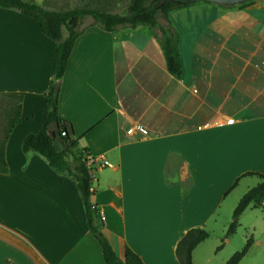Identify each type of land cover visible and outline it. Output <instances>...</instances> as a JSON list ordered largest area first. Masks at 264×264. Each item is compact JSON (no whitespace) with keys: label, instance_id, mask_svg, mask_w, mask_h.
Wrapping results in <instances>:
<instances>
[{"label":"crops","instance_id":"crops-1","mask_svg":"<svg viewBox=\"0 0 264 264\" xmlns=\"http://www.w3.org/2000/svg\"><path fill=\"white\" fill-rule=\"evenodd\" d=\"M156 20L176 36L177 73L165 68L156 27L106 31L82 19L59 79L57 112L75 146L106 162L92 173L90 199L104 214L96 224L117 257L127 246L143 264H178L174 246L190 227L208 233L191 264H223L249 234L238 263L264 264V199L222 239L254 173H264V0H191ZM54 51L34 18L0 7V111L9 94L21 96L0 172V264H104L72 180L20 149L42 121ZM131 124L147 133L127 134Z\"/></svg>","mask_w":264,"mask_h":264},{"label":"trees","instance_id":"trees-1","mask_svg":"<svg viewBox=\"0 0 264 264\" xmlns=\"http://www.w3.org/2000/svg\"><path fill=\"white\" fill-rule=\"evenodd\" d=\"M107 1L89 0L67 9H49L38 4L35 0H0V7L14 9L34 18L40 31L55 43L52 79L49 80L43 93L44 115L35 131L26 132L22 136L20 140L21 151L37 153L55 172L72 180L82 203L86 227L100 245L104 264H143L138 255L127 246L124 247L122 258L117 257L106 236L96 224L95 208L90 199L92 192L89 189L95 166L92 165L91 156H88V149L75 146V139L69 135L70 122L58 115L57 96L53 93V82L56 78L60 79L64 72L73 42L81 31L79 25L85 16H89L92 23L97 24L106 31L113 30L117 25H127L129 27L149 25L156 27L159 32L158 42L164 57L165 68L171 73H177L180 63L176 47V36L168 26L159 24L156 16L159 15L165 18L168 11L183 6L191 0H126L119 12L107 10L103 6ZM248 1L241 2L240 5ZM62 27L65 29V35L63 36L61 34ZM9 96L13 98V101L0 111L2 119L0 172L6 171L4 142L13 125L19 120L20 115L21 96L19 94H9ZM51 131L53 134H51ZM60 131H64V133L61 134ZM54 142H57L60 146L59 149L55 147ZM254 174L257 175L258 181L237 200L222 239L235 229L238 215L246 206H261L264 199V173L255 172ZM207 234L203 227H190L180 236L174 246V254L178 264H191V249ZM251 240V235H246L240 249L235 250L223 264H239L238 260L248 248Z\"/></svg>","mask_w":264,"mask_h":264},{"label":"built area","instance_id":"built-area-1","mask_svg":"<svg viewBox=\"0 0 264 264\" xmlns=\"http://www.w3.org/2000/svg\"><path fill=\"white\" fill-rule=\"evenodd\" d=\"M226 120V117L225 116H220V121H225ZM125 132L127 134H133V133H137V134H146L147 133V129L139 124H131L129 126H127L125 128ZM61 134L64 133V131H60ZM90 156V155H88ZM93 163L92 165L97 167L99 165H104L106 164V162L104 160H101L100 162H94V159L91 157ZM89 189L92 190V184L90 183V186H89ZM95 208V213L96 215L98 216V218L100 220H103L104 219V214L102 212V210L100 208H97L95 204H92Z\"/></svg>","mask_w":264,"mask_h":264},{"label":"rangeland","instance_id":"rangeland-1","mask_svg":"<svg viewBox=\"0 0 264 264\" xmlns=\"http://www.w3.org/2000/svg\"><path fill=\"white\" fill-rule=\"evenodd\" d=\"M89 0H77V4L76 5H80L83 4L85 2H88ZM126 0H108L106 3H104V7L109 10V11H113V12H119L122 10L124 4H125ZM75 6V5H74ZM91 18L89 16H85V18H83V21L86 20H90ZM1 116V115H0ZM2 120V119H1ZM1 127L0 126V134H1ZM57 144V142H56ZM243 181H241V183L238 185V187H236L232 192H236V190H238V188H240V186L242 187V183ZM262 217L264 218V212H261Z\"/></svg>","mask_w":264,"mask_h":264},{"label":"water","instance_id":"water-1","mask_svg":"<svg viewBox=\"0 0 264 264\" xmlns=\"http://www.w3.org/2000/svg\"><path fill=\"white\" fill-rule=\"evenodd\" d=\"M208 1H211V2H214V3H218V4L230 5V4L241 3V2L246 1V0H208ZM59 81L60 80L58 78L54 79V82H53V93L54 94L57 93ZM51 134H53L52 131H51Z\"/></svg>","mask_w":264,"mask_h":264}]
</instances>
